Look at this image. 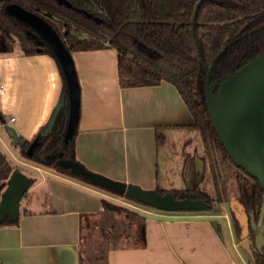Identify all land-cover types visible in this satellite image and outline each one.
Masks as SVG:
<instances>
[{"label":"crops","instance_id":"obj_1","mask_svg":"<svg viewBox=\"0 0 264 264\" xmlns=\"http://www.w3.org/2000/svg\"><path fill=\"white\" fill-rule=\"evenodd\" d=\"M72 58L80 87L79 117L74 134L62 141L64 146L73 141L76 159L92 171L144 188H161L164 168L174 165L181 175L182 142L195 128L175 85L161 80L121 86L117 52L111 46L74 50ZM0 85V112L5 118L0 127L7 134L4 126H11L24 139L38 142L49 130L47 123L66 88L56 61L47 53L25 54L18 47L0 51ZM160 147L167 151L164 162ZM0 150L12 163L5 149ZM18 160L34 171L13 166L29 175L31 184L15 215L7 214L6 219L14 222L0 223V264H255L241 230L239 234L236 230L229 198L226 205L219 201L217 209L134 206L131 209L140 218L116 235L133 241L109 245L103 256L85 257L83 230L91 229L90 219L112 218L102 202L114 201L106 193L110 191L23 156ZM262 204L257 218L252 213L251 218L264 234ZM219 211L229 241L214 219ZM132 225L135 232L128 234ZM115 226L111 222L105 228Z\"/></svg>","mask_w":264,"mask_h":264},{"label":"trees","instance_id":"obj_2","mask_svg":"<svg viewBox=\"0 0 264 264\" xmlns=\"http://www.w3.org/2000/svg\"><path fill=\"white\" fill-rule=\"evenodd\" d=\"M16 3L41 16L58 33L65 47L74 50L111 46L117 52L118 80L121 86L157 84L167 80L175 85L193 119L204 153L210 157L214 170L215 148L225 151L209 116L205 80L216 92L219 83L248 60L264 52V0H0V51H8L17 41L25 54L47 53L61 67L50 46L36 36L31 28L6 11ZM221 52V53H220ZM63 76V74H62ZM64 78V77H63ZM65 89L61 92L64 93ZM65 109L58 114L51 130L39 141L24 139L19 147L23 157L52 167L57 171L100 186L142 205L135 198L118 193L85 179L59 164V157L76 159L71 140L59 148L63 140ZM0 122L5 120L0 112ZM236 172L237 194L244 210L257 218L264 189L258 180L237 166L228 155ZM10 161L0 150V180L13 172ZM216 198L221 200L215 174L213 175ZM165 192L167 189L158 188ZM179 189L170 190L175 196ZM223 193V194H224ZM214 196L209 200L210 207ZM104 208L124 214L128 223L140 218L136 211L122 204L102 200ZM14 222L3 219L0 223ZM236 230L241 227L234 217ZM255 264H264V248L252 251Z\"/></svg>","mask_w":264,"mask_h":264},{"label":"water","instance_id":"obj_3","mask_svg":"<svg viewBox=\"0 0 264 264\" xmlns=\"http://www.w3.org/2000/svg\"><path fill=\"white\" fill-rule=\"evenodd\" d=\"M6 11L17 19L26 23L34 34L46 42L58 61L66 88L60 95L47 127L51 130L58 114L65 109L63 123V139L68 140L75 132L79 117L80 87L74 66L72 54L65 47L58 33L41 16L12 3L7 5ZM221 53V52H220ZM213 62L208 69L205 80L206 105L214 130L216 131L225 151L233 162L250 176L254 177L264 189V52L248 60L236 71L219 83L218 90L213 92L209 84V74ZM1 117V116H0ZM12 140L21 144L23 140L11 126H4ZM192 141V135L182 142L180 150L181 176L184 188L192 189L183 197H176L172 191H158L157 188H144L135 183H128L113 179L105 174L86 168L77 159L59 157V164L79 174L92 183L105 186L153 206L159 210H204L210 207L207 199L211 196L201 187L205 179V153H200L198 145L186 149ZM37 142L34 140L29 151ZM23 175L13 170L6 180H0V193L8 191L23 194L27 186L20 180ZM202 192L206 198H200ZM231 209L241 226L240 236L243 244L251 251L252 243L259 251L264 248V234L258 229L256 222L251 218L233 192L228 195ZM12 217L11 211H5L0 218ZM13 219V218H11ZM256 230L254 238H250L249 227Z\"/></svg>","mask_w":264,"mask_h":264},{"label":"rangeland","instance_id":"obj_4","mask_svg":"<svg viewBox=\"0 0 264 264\" xmlns=\"http://www.w3.org/2000/svg\"><path fill=\"white\" fill-rule=\"evenodd\" d=\"M13 47H19L17 41L13 43ZM194 145H198V149L200 153H203L204 151V144L202 143V140L195 129V131L192 133V141L187 144L186 149H192ZM64 146V142L61 141L59 144V148ZM0 147L7 153L9 159L11 160L12 167L23 169L24 172H32L34 169L31 167L24 165L20 160L21 153L19 150V147L13 143V141L10 139V137L5 133V131L0 127ZM160 157L162 158L164 162V156L167 153L166 149L164 147H160L159 149ZM214 153V160L216 161V164L214 166V170H211V162L210 157L206 156L205 158V166H206V175L205 179L201 183V187L203 190H206L210 193V197H213L212 201V208L216 207L218 208V202L219 199L216 198L217 194L214 190L213 185V175L215 174L217 178V182L219 183V187H223L225 193H220L221 196V202L223 201L224 205H226L228 200L229 193H238L237 192V181H236V172L239 168L232 165V163L229 160V157L226 153H224L222 150L215 148L214 152L212 151L210 154ZM165 166L162 165L160 169L164 168ZM168 168V167H167ZM179 169L177 170L174 165L167 169L164 168L162 170L161 175V183L160 187L165 188L167 190H174L177 189V187H180L183 184L181 175L179 173ZM20 180L24 183L25 186H29L31 184L30 176L24 173L20 176ZM182 187V186H181ZM112 198H114L113 202H117V204H122L124 206H127L125 204H129L128 208L136 207V206H142V204L135 202L131 199H128L124 196L117 195L112 192H107ZM23 197V194L8 191L5 195H1L0 193V218L4 215L5 211H11L12 215H15L13 211L17 209L18 202ZM264 198V195H263ZM263 201V200H262ZM226 203V204H225ZM263 210H264V202H263ZM149 207H153L151 205H146ZM154 208V207H153ZM208 209V208H207ZM154 210H156L154 208ZM219 210V209H218ZM112 214V218L110 215H106L101 217L100 220L98 219H90V227L91 229H84L83 235H84V241L82 244V252L86 256L91 255L95 256L100 255L103 256L104 250L109 245H115L116 243H125V242H132L133 239H127L126 241L124 239H118L116 235L118 232L122 231V229L125 227V225H129L128 219L124 217V214L119 213L114 210H110ZM182 211V210H181ZM186 211V210H183ZM215 220L221 224L223 234L228 240V231L225 224V218L220 215V211L216 213ZM263 218V217H262ZM111 222L117 223V226L111 228V230H106L105 226ZM96 224H99V226L96 228ZM104 232V240L101 237V232ZM134 226H129L127 229V233L130 234L134 231ZM238 232V231H237ZM239 234V232H238ZM229 241V240H228Z\"/></svg>","mask_w":264,"mask_h":264},{"label":"flooded vegetation","instance_id":"obj_5","mask_svg":"<svg viewBox=\"0 0 264 264\" xmlns=\"http://www.w3.org/2000/svg\"><path fill=\"white\" fill-rule=\"evenodd\" d=\"M187 192L191 193V192H194V190H192V189H187V190H186V189L184 188V185H183V186L178 190V192H177V196H176V197H180L181 194H182V196L184 197L185 194H186ZM197 197H200V198H203V199L206 198V196H205L202 192H200V193H199V196H197ZM210 199H211V197H209V198L207 199V201L209 202ZM212 201H213V200H211V202H212ZM209 203H210V202H209ZM255 233H256V230L252 229V227L250 226V227H249V234H248V236H249L250 238H254ZM251 251H259V250L256 248L255 244H253V243H252V246H251Z\"/></svg>","mask_w":264,"mask_h":264},{"label":"built area","instance_id":"obj_6","mask_svg":"<svg viewBox=\"0 0 264 264\" xmlns=\"http://www.w3.org/2000/svg\"><path fill=\"white\" fill-rule=\"evenodd\" d=\"M0 89H2V85H0ZM11 119H14L13 117H11Z\"/></svg>","mask_w":264,"mask_h":264}]
</instances>
